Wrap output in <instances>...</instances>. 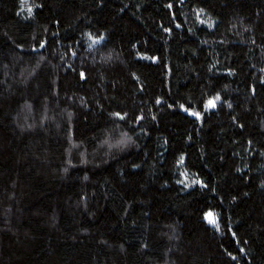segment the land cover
Returning <instances> with one entry per match:
<instances>
[{
  "label": "trees",
  "instance_id": "trees-1",
  "mask_svg": "<svg viewBox=\"0 0 264 264\" xmlns=\"http://www.w3.org/2000/svg\"><path fill=\"white\" fill-rule=\"evenodd\" d=\"M0 264H264V0H0Z\"/></svg>",
  "mask_w": 264,
  "mask_h": 264
},
{
  "label": "rangeland",
  "instance_id": "rangeland-1",
  "mask_svg": "<svg viewBox=\"0 0 264 264\" xmlns=\"http://www.w3.org/2000/svg\"><path fill=\"white\" fill-rule=\"evenodd\" d=\"M187 180H189V181H191L190 179H188V178H186ZM191 182H194V180H192ZM209 214H211V217H209ZM207 217H208V219L210 220V219H212V220H215V218H214V216L212 215V213H209V212H207Z\"/></svg>",
  "mask_w": 264,
  "mask_h": 264
},
{
  "label": "snow or ice",
  "instance_id": "snow-or-ice-1",
  "mask_svg": "<svg viewBox=\"0 0 264 264\" xmlns=\"http://www.w3.org/2000/svg\"><path fill=\"white\" fill-rule=\"evenodd\" d=\"M210 104H212V102H210ZM213 106H214V105H213ZM194 115H195V113H194ZM209 217H211V214H209ZM210 222H211V223H215V221L212 220V219H210Z\"/></svg>",
  "mask_w": 264,
  "mask_h": 264
}]
</instances>
